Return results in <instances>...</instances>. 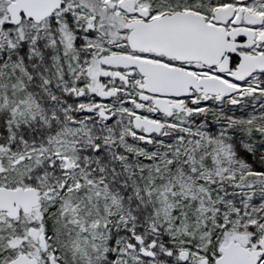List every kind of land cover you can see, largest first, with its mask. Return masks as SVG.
Returning a JSON list of instances; mask_svg holds the SVG:
<instances>
[{"label":"snow or ice","instance_id":"1","mask_svg":"<svg viewBox=\"0 0 264 264\" xmlns=\"http://www.w3.org/2000/svg\"><path fill=\"white\" fill-rule=\"evenodd\" d=\"M0 264H264V0H0Z\"/></svg>","mask_w":264,"mask_h":264}]
</instances>
